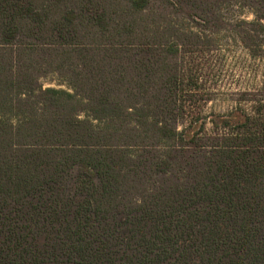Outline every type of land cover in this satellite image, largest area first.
Masks as SVG:
<instances>
[{"label": "trees", "instance_id": "16d2710c", "mask_svg": "<svg viewBox=\"0 0 264 264\" xmlns=\"http://www.w3.org/2000/svg\"><path fill=\"white\" fill-rule=\"evenodd\" d=\"M227 33L264 67V0H0V264H264V83L205 109Z\"/></svg>", "mask_w": 264, "mask_h": 264}, {"label": "rangeland", "instance_id": "374dc122", "mask_svg": "<svg viewBox=\"0 0 264 264\" xmlns=\"http://www.w3.org/2000/svg\"><path fill=\"white\" fill-rule=\"evenodd\" d=\"M226 15H240L242 18L250 20L252 16L247 10L229 9ZM229 37V38H228ZM223 52L219 53L223 62L221 63V74L214 76L216 82V93L212 102L208 103L207 110L217 112L224 111L233 106L234 100L239 98L238 92L264 83V67L259 61L250 59L245 51L234 41L231 34H224L220 39ZM216 75V74H215ZM43 87L62 88L60 82L55 77L48 76L41 80ZM240 106L248 107L250 104L240 102Z\"/></svg>", "mask_w": 264, "mask_h": 264}]
</instances>
